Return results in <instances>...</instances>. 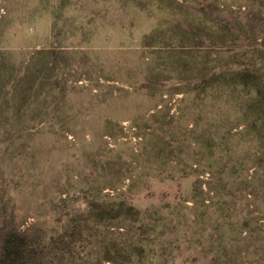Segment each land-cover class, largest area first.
Returning <instances> with one entry per match:
<instances>
[{
    "label": "rangeland",
    "instance_id": "obj_1",
    "mask_svg": "<svg viewBox=\"0 0 264 264\" xmlns=\"http://www.w3.org/2000/svg\"><path fill=\"white\" fill-rule=\"evenodd\" d=\"M0 264H264V0H0Z\"/></svg>",
    "mask_w": 264,
    "mask_h": 264
}]
</instances>
